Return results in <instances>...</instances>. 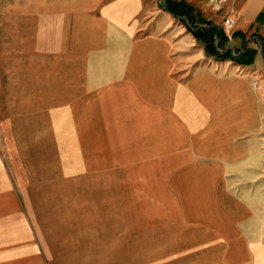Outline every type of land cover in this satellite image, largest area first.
I'll list each match as a JSON object with an SVG mask.
<instances>
[{
	"label": "crops",
	"instance_id": "1",
	"mask_svg": "<svg viewBox=\"0 0 264 264\" xmlns=\"http://www.w3.org/2000/svg\"><path fill=\"white\" fill-rule=\"evenodd\" d=\"M0 264H264V0H0Z\"/></svg>",
	"mask_w": 264,
	"mask_h": 264
},
{
	"label": "rangeland",
	"instance_id": "2",
	"mask_svg": "<svg viewBox=\"0 0 264 264\" xmlns=\"http://www.w3.org/2000/svg\"><path fill=\"white\" fill-rule=\"evenodd\" d=\"M183 24H185V22L189 23L191 25V20L190 17H186V19L181 20ZM226 33V32H225ZM225 33H223L222 31L217 32V48H219L220 50H225V48L223 47V45H226L227 41H223V36L227 37V35H225ZM231 33V32H230ZM228 33V34H230ZM231 35V34H230ZM214 42V41H213ZM237 49H234L233 51H229L228 53H224V54H220L218 57H214L211 58V60L208 62V60L206 59L204 62L207 63V65L212 66V64H214V66H217L216 69H219L218 67H220V65H224L222 62H229V61H233L234 58H236L237 56ZM207 57V56H206Z\"/></svg>",
	"mask_w": 264,
	"mask_h": 264
},
{
	"label": "trees",
	"instance_id": "3",
	"mask_svg": "<svg viewBox=\"0 0 264 264\" xmlns=\"http://www.w3.org/2000/svg\"><path fill=\"white\" fill-rule=\"evenodd\" d=\"M193 35L198 39L201 40L205 45L206 53L210 56H219V52L216 50V48L212 45L213 35L211 31H196L193 33Z\"/></svg>",
	"mask_w": 264,
	"mask_h": 264
},
{
	"label": "built area",
	"instance_id": "4",
	"mask_svg": "<svg viewBox=\"0 0 264 264\" xmlns=\"http://www.w3.org/2000/svg\"><path fill=\"white\" fill-rule=\"evenodd\" d=\"M228 0H219V3L220 4H225ZM234 25H235V21L233 18L231 17H226L223 21V30L226 32V33H230L233 28H234ZM252 87L253 88H257L258 87V82L256 80H253L252 82Z\"/></svg>",
	"mask_w": 264,
	"mask_h": 264
}]
</instances>
